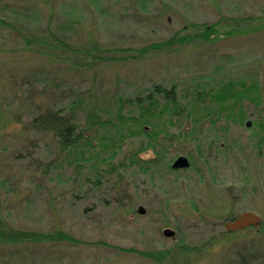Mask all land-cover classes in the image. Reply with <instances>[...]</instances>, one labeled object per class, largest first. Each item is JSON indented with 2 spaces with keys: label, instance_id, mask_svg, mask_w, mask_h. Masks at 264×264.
<instances>
[{
  "label": "rangeland",
  "instance_id": "obj_1",
  "mask_svg": "<svg viewBox=\"0 0 264 264\" xmlns=\"http://www.w3.org/2000/svg\"><path fill=\"white\" fill-rule=\"evenodd\" d=\"M209 26L206 41L137 55ZM48 35L100 52L74 65L75 57L40 44ZM228 84L245 86L238 103L228 99L232 111L202 101ZM154 87L174 88L186 107L158 135L155 164L137 134L124 132L113 160L77 167L51 136L22 131L39 111L72 104L79 117L117 123L118 99ZM123 105L121 115L135 114ZM97 133L108 128L89 132L99 147ZM179 156L188 168L165 169ZM46 165L47 176L32 174ZM95 174L103 176L96 186ZM243 212L258 215L260 227L225 232L224 222ZM0 227L74 241L0 242V264H264V0H0ZM167 228L173 238L163 236Z\"/></svg>",
  "mask_w": 264,
  "mask_h": 264
},
{
  "label": "trees",
  "instance_id": "obj_2",
  "mask_svg": "<svg viewBox=\"0 0 264 264\" xmlns=\"http://www.w3.org/2000/svg\"><path fill=\"white\" fill-rule=\"evenodd\" d=\"M16 2L22 3H29L38 0H14ZM49 2L50 0H44ZM50 6V5H49ZM214 27H204L203 30H200L198 33L188 36V37H180L174 36L170 40L165 42L159 43L157 45H146L139 50L137 49V55H143L150 50H154L158 48L159 50L166 47H172L176 44H181L184 42L189 41L190 39H200L206 41L209 39L210 35L213 34ZM51 42H44L41 41L40 44L48 47L52 46L56 49H60L68 55L75 57L76 60L73 61L74 65L80 64L77 62L80 57H90L92 50H94L93 57H98L100 50L97 47H92L90 50L82 49V48H71L70 46L65 45L62 40L57 39L53 35H48ZM64 48V50H62ZM98 51V52H97ZM114 51H122L125 52L126 49H114ZM64 53V54H65ZM106 53V51H105ZM69 59V58H68ZM236 85L228 84L220 89H217L211 93H204L205 97L202 101L206 100L209 103H215L217 107V112H221V110H230L232 111V107L234 109L235 102H239L241 97V89L242 91L245 90L244 85L238 84ZM174 88H170L169 90L162 89L161 87H154L146 96L144 97H136L134 99H118V109L116 112V119L118 120L117 123L113 122L112 119L102 120L101 116L94 115L90 113L86 115V117H79V111H77V106L72 104L68 107V112L62 110H52V109H45L39 111L35 116L28 119L26 123L23 124L22 131L30 134H43L49 135L52 137V140L55 141L56 149L59 154H61L70 164L73 163L75 166H81L82 162H88L91 165L97 166V164H102L106 160H113L115 157L116 152L115 148L117 146L118 140L122 139L124 132L128 135H136V136H145L147 138V142L143 145L144 150L149 148L152 150L153 155L155 156L152 162L155 164L157 159L160 161L159 153L155 152L154 147L157 143L158 135L163 132L164 130L172 126V120L181 116L180 112L186 110V107L182 105L174 92ZM244 92V91H243ZM197 95H200L197 93ZM231 97H235V102L232 103V107H228V99ZM193 104L196 105V101H191ZM128 103L129 107L131 108V113H135L133 116H124L122 114L123 104ZM41 107V106H40ZM187 115H189L187 113ZM132 125V127H128L127 125ZM108 128V134L105 136H100L98 133L96 134L95 138H99L100 144L99 147L97 145H93V136L89 137V132L94 133L96 128ZM112 128V129H111ZM177 137V136H176ZM34 144L36 140L34 139ZM38 146V145H34ZM98 149H97V148ZM107 149L111 150L109 156H103ZM143 150V149H142ZM1 151L5 154L10 155V152L3 148ZM141 151V150H140ZM139 152V151H138ZM137 153H133L131 156V163L130 164H138ZM17 157L20 159V155ZM19 154H22L19 152ZM100 162V163H99ZM150 161H144L143 164L152 163ZM39 163V162H38ZM166 164V163H165ZM49 166L46 165L45 168H42V173L39 172L38 169L32 171V174H38V176L49 174ZM82 167V166H81ZM80 167V168H81ZM111 167L116 174L117 178L121 177V173H118V169L113 168V164H110ZM169 172H173L169 165L165 167ZM37 170V171H36ZM145 168L142 170L144 171ZM96 171V170H95ZM94 171V172H95ZM113 174H108L111 176ZM89 178H87V182H91L90 178L92 175L90 174ZM103 176H95L93 177V184L96 186V182H98ZM38 178V177H37ZM120 191V190H119ZM247 230V229H246ZM245 231V230H244ZM68 241L74 242L69 236L62 234L60 232L54 234H42L35 231H19L14 229H6L0 227V242L4 243H16V244H23V243H33V245L40 243V242H52V241Z\"/></svg>",
  "mask_w": 264,
  "mask_h": 264
},
{
  "label": "water",
  "instance_id": "obj_3",
  "mask_svg": "<svg viewBox=\"0 0 264 264\" xmlns=\"http://www.w3.org/2000/svg\"><path fill=\"white\" fill-rule=\"evenodd\" d=\"M250 123L246 124V127H249ZM189 167L188 160L183 157L179 156L177 157L171 164L172 170H183ZM137 209L138 215H143L145 213V210L143 207L139 206ZM261 218L254 214L253 212H243L233 218L231 221L224 222V230L228 233H235L238 231H242L244 229H247L249 227L258 228L260 227ZM163 236L166 238H173L174 232L170 230L169 228L164 229L162 232Z\"/></svg>",
  "mask_w": 264,
  "mask_h": 264
},
{
  "label": "flooded vegetation",
  "instance_id": "obj_4",
  "mask_svg": "<svg viewBox=\"0 0 264 264\" xmlns=\"http://www.w3.org/2000/svg\"><path fill=\"white\" fill-rule=\"evenodd\" d=\"M250 228H253V227H249V228H247V229H250ZM244 230H246V229H244ZM244 230H242V231H244ZM242 231H241V232H242ZM238 232H240V231H238Z\"/></svg>",
  "mask_w": 264,
  "mask_h": 264
}]
</instances>
